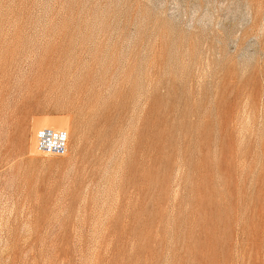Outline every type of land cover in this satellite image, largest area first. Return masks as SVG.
<instances>
[{
  "label": "rangeland",
  "instance_id": "1",
  "mask_svg": "<svg viewBox=\"0 0 264 264\" xmlns=\"http://www.w3.org/2000/svg\"><path fill=\"white\" fill-rule=\"evenodd\" d=\"M0 264H264V0H0Z\"/></svg>",
  "mask_w": 264,
  "mask_h": 264
},
{
  "label": "built area",
  "instance_id": "2",
  "mask_svg": "<svg viewBox=\"0 0 264 264\" xmlns=\"http://www.w3.org/2000/svg\"><path fill=\"white\" fill-rule=\"evenodd\" d=\"M40 134H42L38 143L40 151L59 155L65 153L67 149V137L64 132H42Z\"/></svg>",
  "mask_w": 264,
  "mask_h": 264
}]
</instances>
